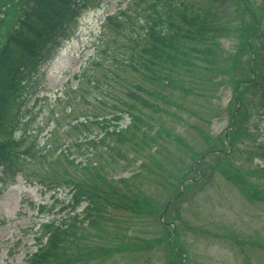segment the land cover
Here are the masks:
<instances>
[{"label": "rangeland", "instance_id": "1", "mask_svg": "<svg viewBox=\"0 0 264 264\" xmlns=\"http://www.w3.org/2000/svg\"><path fill=\"white\" fill-rule=\"evenodd\" d=\"M31 1L0 0V48ZM153 1L80 0L34 76L4 128L31 155L0 168V264H27L46 224L68 232L50 264H264V0H170L209 24L168 84L128 61Z\"/></svg>", "mask_w": 264, "mask_h": 264}, {"label": "trees", "instance_id": "2", "mask_svg": "<svg viewBox=\"0 0 264 264\" xmlns=\"http://www.w3.org/2000/svg\"><path fill=\"white\" fill-rule=\"evenodd\" d=\"M214 1L216 0H208L209 3ZM79 3L80 0H32L27 4V8L21 11L18 25L9 33L0 48V164L6 162L8 166H11L15 155L22 154L12 150L3 151L6 141L9 139L5 138V133H8L5 129L13 124L22 125L26 122L25 112H28L26 111L28 105L22 109L26 104V90L48 59L47 55L61 37L68 19L78 12L82 5ZM187 11H190L189 14ZM144 16L148 19V23L143 34H136L135 46H131L128 52L132 54L128 61L130 63H134L135 60L136 62L142 61L141 66L151 73L152 80L162 81L165 79V84H168L170 72L166 73L167 69H163L166 67L164 62H169L171 65L179 64V54L185 55L184 49L188 50L184 39L203 30L208 22L204 19L201 11L195 9L188 2L182 14H179L178 4H170V0H154L145 8ZM109 20L112 23H117V21L113 22L115 17H109ZM251 26L253 27L252 32L258 35L259 26L256 23ZM252 32L248 34L249 37ZM260 37L262 38V36ZM145 38H148L145 45L139 46ZM153 56L155 59H152ZM262 63L264 64V61ZM159 69L163 70L157 72ZM258 75L262 77L264 88V72ZM132 114L137 116L135 113ZM118 117L117 114L113 119L116 120ZM110 120L112 118L104 117L101 122V127L105 130L100 138L101 141L105 136L109 137L118 131L116 126L112 127ZM142 120L141 116L138 120L132 116V122L127 127L128 130L134 131L133 125H137ZM137 130H139L138 126ZM10 131L12 135V128ZM2 166L5 165L2 164ZM45 226H49L47 241L41 243V246L30 254L27 264H50L51 262L48 260L52 257L51 247H59L63 242L64 235L68 233L64 228L52 227L49 224ZM58 229L59 231H57Z\"/></svg>", "mask_w": 264, "mask_h": 264}]
</instances>
